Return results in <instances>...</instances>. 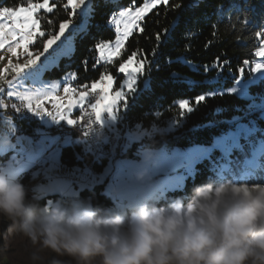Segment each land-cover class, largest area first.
<instances>
[{"label": "trees", "instance_id": "obj_1", "mask_svg": "<svg viewBox=\"0 0 264 264\" xmlns=\"http://www.w3.org/2000/svg\"><path fill=\"white\" fill-rule=\"evenodd\" d=\"M39 1L30 0L31 3ZM144 1L92 0L86 31L76 32L72 50L47 69L44 77L54 79L72 72L73 87L86 90L106 74L117 77L118 85L123 78L119 67L133 53L137 60L144 62L134 91L125 93L126 105L124 100L118 104V132L105 126L119 136L118 157L128 140L126 133L137 129L141 137L133 141L124 156L138 157L139 150L145 147L211 145L217 136L242 127L238 141L228 153L215 149L211 158L196 164L195 175L189 176L182 187L167 190L157 199L149 198L150 204L164 206L176 198L187 202L195 186L208 182L264 183V79L249 85L248 97L231 91L241 69L245 68V61H251L264 42V0H198V3L197 0H169L167 5L158 4L140 23L143 31L136 29L128 37L117 58L97 62L95 45L116 37L110 26L111 17L122 7L141 5ZM66 2L55 0L52 4L56 7L51 13H38L41 30L46 34L58 32L59 24L65 20L79 24L84 19L80 12L70 17V8L63 6ZM3 6H28V3L27 0H0V7ZM257 32L261 33L260 37L256 36ZM46 38L47 35L37 36L31 45L34 54L43 51ZM244 71L248 78L251 72L247 68ZM197 96L204 99L197 102ZM182 100H187L193 110L181 109ZM34 125L40 126L37 119L26 127L31 129ZM94 154L76 141L62 147L60 158L67 165L91 164L94 171H99L109 159ZM9 159L8 152L0 153V170ZM29 177L27 172L18 180L26 187ZM28 196L41 207H47L49 197L53 204L62 202L71 206L76 201L57 193L39 199ZM78 201L129 215L135 207L124 205L120 209L116 200L106 193L105 184L81 190ZM7 235L5 232V240H0V264H53L56 260L74 264L70 257L60 256L48 248L35 252L26 249L25 255H21L14 246H7Z\"/></svg>", "mask_w": 264, "mask_h": 264}, {"label": "clouds", "instance_id": "obj_2", "mask_svg": "<svg viewBox=\"0 0 264 264\" xmlns=\"http://www.w3.org/2000/svg\"><path fill=\"white\" fill-rule=\"evenodd\" d=\"M144 156L151 160L152 150ZM0 217L74 264H264V183L208 182L187 202L145 201L129 215L90 202L41 207L0 170Z\"/></svg>", "mask_w": 264, "mask_h": 264}, {"label": "rangeland", "instance_id": "obj_3", "mask_svg": "<svg viewBox=\"0 0 264 264\" xmlns=\"http://www.w3.org/2000/svg\"><path fill=\"white\" fill-rule=\"evenodd\" d=\"M53 1L55 0H49V5H52ZM33 3H43V0ZM142 6L143 3L141 5L122 7L114 15H117L118 12L122 11L124 8H132L133 10H135V8ZM42 11L46 10L41 9L37 13H35L37 18L38 13ZM150 11L146 12L145 16ZM79 12L81 13V11ZM82 21L79 24L72 22L69 29L66 30L65 35H69L71 29L80 25ZM142 21H138L139 27ZM110 26L116 32V28L111 24V20ZM135 30L136 28L133 29L132 33ZM75 34L76 33L73 34L72 48L75 41ZM115 39L108 42L114 44ZM31 45L32 44L29 45V51L33 54V56H35L37 53H33ZM122 48L120 49L119 55ZM49 52H51V49H49ZM256 52L255 57L245 65V68H247V70L251 72V75L248 78H245V68H243V72L240 71V75L237 77L235 85L231 87L232 92L243 97H248V87L250 84L259 82L261 79H264V70H252L255 67L256 63H264V58L257 56ZM45 55H47V53ZM119 55H114L111 57V59L108 60L100 59L99 63L110 62L117 58ZM99 56L100 53L98 51V57ZM0 57H2V59H0V66L10 74H13L15 72L9 64V61H11L12 65H15L23 64L27 59H29L28 56L23 54V47L18 48L16 50V55H13L7 50V45L5 46V48L0 49ZM59 60H57L54 64L58 63ZM132 61V66L134 67L139 60H137L136 57L133 56ZM43 62L44 57L42 56L40 58V61H38V64H41ZM127 62L128 60H126L122 64H126ZM54 64H50L47 68H45L41 72L39 78L36 80H33L31 78H21L17 81H14L12 85H8L7 95L10 91L18 93V95H8V97H12L18 100H24L29 104L28 100L22 98L25 93H29L33 97L31 100L32 105L33 103L40 104L48 111H51L48 108L50 106V108L55 112L56 104L59 103L67 105L68 102L76 98L81 91H85L76 90L73 87L72 81L74 79L72 78V72H67L64 75L54 79L44 77L45 71L52 68ZM143 67L144 65H142V70L136 74L135 87L142 74ZM119 71L121 74H123V78L118 85L117 77H114L111 74H106L100 80L93 83L107 85V78L111 77L112 86L109 89L110 94H115L118 91H122L125 94L129 91L126 83L129 77L127 72H121L120 67ZM6 81L7 78H5L3 82H1L0 79V86L5 84ZM57 82H59L58 86L53 88L52 86ZM64 87H71L75 90V92L65 93ZM86 91L90 93V91L97 90L92 89L90 86L88 89H86ZM5 92L6 90H0V153L5 154L6 152H8V156L10 157V159L7 161L6 165H3L1 167V170H5L7 174L13 179H19L20 176H23L27 172H29L30 177L28 182L26 183V188L28 190V194H31L38 199L48 197L52 194L57 193L65 197L75 198V203H79L81 201H78V195L81 190L85 188H92L100 184H105L106 193L113 200H120L117 203L120 209H123L125 207L124 205H127L128 207H134L141 202H147L149 198H159L160 195L164 194L167 190H173L182 187L189 176L195 175L196 164L199 161L203 160L206 157L211 158V155L215 149H220L223 152L228 153L233 148V145L238 141L242 130V127L239 126L235 130V132L231 131L227 134H221L214 139L211 145L194 143L190 146L175 147L172 149H154L145 147L139 150L138 157L124 156L123 153L132 146L133 141L138 140L141 137V131L137 129L134 132L126 133V137L128 140L123 144V153L120 155V157H118L116 161L109 160L101 170L94 171V169H92L88 165L78 166L67 165L63 163L60 158L62 147L76 142V139L72 136H66L62 141V146H59L60 137L48 135L46 131L48 128H51L55 124H60L64 120L68 121V116L79 107L78 105L74 106L70 111L66 110L63 112V114L67 118L64 120L54 119L47 113L41 114L35 111V114L38 115L39 119L41 120V124L43 125L38 129V133L41 135V140L35 141L34 138L30 135H22L18 136L17 139L13 141L11 140V137L15 134L16 126L15 124L13 125L14 120L11 119L12 117H8L7 113L5 112L6 106L4 107L2 105V103L5 102L3 97ZM45 93H50V95H48L46 98L44 95ZM102 95L103 93H100L98 100L101 99ZM37 97H39V99H37ZM50 99H53V102H51L52 104L50 103L49 105H47V103H49L48 100ZM28 109L31 113H33V111L29 107ZM116 111L114 114L107 112L104 113L102 119L99 120V122L103 126L108 127L113 132H118V115ZM10 124H12V126H10ZM147 149L152 150L151 160L145 159L144 154ZM46 155H49V159L51 160V164L49 165ZM144 170H147L148 177L145 180L141 181L140 179H138L137 173ZM48 200L49 202L47 204V207L52 206L53 203L51 201V198L49 197ZM125 202H127V204ZM6 227L7 229H5ZM0 228L2 229L0 240H5V232H7L9 234L7 235L6 240L7 246H14L15 249H18L21 252V255H25L24 250L26 249L29 252H35L39 249H43V247H41L39 243H33L31 239L27 237L23 232L14 229L12 227V221L6 218L0 217ZM1 260L2 259H0V262Z\"/></svg>", "mask_w": 264, "mask_h": 264}, {"label": "snow or ice", "instance_id": "obj_4", "mask_svg": "<svg viewBox=\"0 0 264 264\" xmlns=\"http://www.w3.org/2000/svg\"><path fill=\"white\" fill-rule=\"evenodd\" d=\"M108 2H112V0H108ZM168 2L169 0H145L142 7H137L135 10L132 8H124L122 11H119L117 15H113L111 18V24L116 28L117 35L115 42L114 44L111 42H100L95 45V48L100 53V56L97 58V62H99L100 59L108 60L114 55H119L120 49L124 46V41H126L132 34L133 29L136 28L139 31H143V28L139 27L137 22L143 20L145 13L156 7L158 4L162 3L167 5ZM27 3V7H0V49L5 48L7 45V50L13 55H16V50L23 47V54L29 57V59H27L23 64L12 65L11 61H9V64L15 72V76L11 80H7L8 85H12L14 81L21 78H31L33 80L38 79L41 72L45 68H47L50 64H54L61 56L69 53L72 48L73 34L77 31H86L87 17L91 12L92 0H67V2L63 5L65 9L70 8L68 13L70 17L73 16L79 9L82 16L85 18L80 25L73 27L67 36L65 35V32L69 29L72 23L71 19L60 23L58 32L46 34L45 31L41 30V22L35 15V13L41 9L51 13L56 7L55 4L49 5V0H43V3H31L30 0H27ZM46 35L47 38L43 41V52H39L33 56V54L29 51V45L36 40L37 36L43 38ZM256 36L260 37L261 33L257 32ZM156 39L159 40L160 36L157 35ZM49 49H51V52H49ZM46 53L47 55H45ZM256 55L264 58V42H262L261 46L257 49ZM42 56L44 57V62L38 64V61H40ZM133 56H135V53H133ZM0 59H2V57H0ZM143 63L144 62L142 60L138 61L136 66L133 67L132 57H129L126 64H121V72H127L129 77L128 81H126L129 91H134L136 74L142 70ZM245 63H247V61H245ZM252 70H264V63H256ZM241 71L243 72V69H241ZM72 78L75 79L74 74ZM58 84L59 82L52 87L55 88ZM111 86V77L107 78V85L97 83H93L91 85L92 89L97 90V95L103 93L101 99L91 105L95 112V120L97 121L101 120L106 112L114 114L121 100H124L125 105L127 103L125 94L122 91L110 94L109 89ZM64 92L74 93L75 90L71 87H64ZM8 95L15 96L18 95V93L10 91ZM44 95L47 98L50 93H45ZM89 95L90 93L88 91H81L78 96L70 100L67 105L59 103L56 104L55 112L48 111L40 104L33 107L31 104L33 97L29 93H25L22 98L29 101L28 107L33 111L41 114L47 113L54 119L64 120L67 118L63 112L66 110L70 111L77 105L82 108ZM37 99H39V97H37ZM203 99V96L196 97L197 102H201ZM180 108L187 112L193 110L189 107V102L187 100H182L180 102ZM67 120L71 124L77 123V121L73 119Z\"/></svg>", "mask_w": 264, "mask_h": 264}, {"label": "built area", "instance_id": "obj_5", "mask_svg": "<svg viewBox=\"0 0 264 264\" xmlns=\"http://www.w3.org/2000/svg\"><path fill=\"white\" fill-rule=\"evenodd\" d=\"M7 88L8 84L6 83L0 86V90H6ZM99 96L100 94L97 95L96 92H94L90 97H88L82 108L72 112V114L69 115V118L76 120L77 123L71 124L69 122L63 121L60 124H55L51 128H48L46 130L47 134L60 137L59 146H62L64 137L72 136L77 142L83 143L90 151H99V156L101 157L106 158L107 151H116L117 153L119 136L115 134H112V140L108 148H100V139L104 133H110V131L99 121L95 120V112L91 105L97 102ZM3 97L6 105L5 112H11L12 114V110H10V102H15L14 98L8 97L6 93ZM51 102L52 100H50L47 105H49ZM48 108L53 112L50 106ZM17 109H19V115L26 116V124L36 119L35 115L31 113L29 109H24L21 104L17 103ZM26 124L24 127L16 126L15 139L22 135H34V140L39 141L41 139V135L38 133L39 125H34L31 129H28ZM119 201L120 200H118L117 203ZM125 203L127 204V202Z\"/></svg>", "mask_w": 264, "mask_h": 264}, {"label": "bare ground", "instance_id": "obj_6", "mask_svg": "<svg viewBox=\"0 0 264 264\" xmlns=\"http://www.w3.org/2000/svg\"><path fill=\"white\" fill-rule=\"evenodd\" d=\"M79 11L80 10L78 9L77 12H79ZM14 76H15V73L10 74L9 77H7V80L12 79ZM5 83L7 84V81ZM7 89H6V92H5L6 94H7ZM94 92H97V91H90L89 97ZM14 101L15 102H10V110H12V114H11V112H6V113H7L8 117H13L15 126H17V127H24L25 126L24 123H26V116L19 115V109H17V103L18 104H21L24 109H28L27 103L24 100H21V99L18 100V99H15V98H14ZM15 120H16V122H15ZM15 134H16V127H15ZM15 134L11 137L12 140H15ZM30 136H32L34 138V135H30ZM111 140H112V133H104L103 136H102V138L100 139V148H108V146L111 143ZM92 152H93V154L95 153L94 154L95 156H99V151H92ZM106 157L109 160L116 161L118 159V153H116V151H107ZM89 166L93 169V167H92L91 164Z\"/></svg>", "mask_w": 264, "mask_h": 264}, {"label": "crops", "instance_id": "obj_7", "mask_svg": "<svg viewBox=\"0 0 264 264\" xmlns=\"http://www.w3.org/2000/svg\"><path fill=\"white\" fill-rule=\"evenodd\" d=\"M9 75H10V73H7L5 70H4V68H2L1 66H0V77H2V78H0L1 79V82H3V80L5 79V78H7V77H9ZM11 80V79H10ZM0 82V83H1ZM50 100H52V102H53V99H50ZM50 100H48V101H50ZM48 101H45V102H48ZM27 102V101H26ZM27 104H28V102H27ZM52 104V103H51ZM0 105H1V103H0ZM2 105L5 107L6 105H5V102H3L2 103ZM29 105V104H28ZM37 104H34L33 103V107H35ZM81 107L79 106L77 109H75L73 112H75L76 110H78V109H80ZM31 109V108H30ZM32 110V109H31ZM33 111V110H32ZM54 112V111H53ZM33 114L35 115V118L37 119V121L40 123V126H39V128L40 127H42L43 125L41 124V120L39 119V117H38V115H36L35 114V111H33ZM72 114V113H71ZM68 119H70L69 118V116H68ZM65 121V120H64ZM66 122H68V121H66ZM13 125H14V123H13ZM10 126H12V124H10ZM17 139V138H16ZM15 139V140H16ZM11 140H12V138H11ZM41 140V139H40ZM39 140V141H40ZM14 141V140H13ZM47 144H48V142H47ZM47 156V160H48V165L49 164H51V160L49 159L50 157H49V155H46ZM47 165V166H48ZM36 168V167H35Z\"/></svg>", "mask_w": 264, "mask_h": 264}]
</instances>
